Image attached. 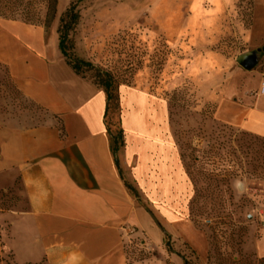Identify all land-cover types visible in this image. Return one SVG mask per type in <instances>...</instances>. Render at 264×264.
<instances>
[{
  "label": "rangeland",
  "instance_id": "1",
  "mask_svg": "<svg viewBox=\"0 0 264 264\" xmlns=\"http://www.w3.org/2000/svg\"><path fill=\"white\" fill-rule=\"evenodd\" d=\"M60 2L47 33L58 32L76 4L68 61L90 63L94 69L84 68L83 75L91 81L100 69L114 74L121 88L147 92L164 110L165 139L180 159L187 190L165 205L176 208L178 224L165 231L160 246L136 231L128 244L133 258L148 264H264L256 252L264 230V139L218 118L222 102L233 103L243 81L232 74L238 57L264 47V0H68L62 9ZM0 16L45 23L37 0H0ZM256 70L264 71V57ZM107 122L119 141V159L122 107L112 106ZM46 123L61 126L0 64V126ZM122 175L132 195L156 215L130 172ZM22 192L18 178L0 188V215L24 203ZM2 239L0 225V264H14Z\"/></svg>",
  "mask_w": 264,
  "mask_h": 264
},
{
  "label": "crops",
  "instance_id": "2",
  "mask_svg": "<svg viewBox=\"0 0 264 264\" xmlns=\"http://www.w3.org/2000/svg\"><path fill=\"white\" fill-rule=\"evenodd\" d=\"M263 55L264 47L238 57L232 74L243 81L234 102H222L218 111L224 123L262 139L264 74L256 68ZM0 64L61 125L0 126V188L18 178L25 200L0 215L5 253L14 264H148L133 258L126 228L162 245L179 219L166 202L187 190L179 156L160 123L164 110L143 90L120 89L126 146L118 166L105 120L106 94L68 65L57 30L47 33L0 16ZM150 117L151 125L128 126L133 118ZM123 169L156 215L132 195ZM256 252L264 260V230Z\"/></svg>",
  "mask_w": 264,
  "mask_h": 264
},
{
  "label": "trees",
  "instance_id": "3",
  "mask_svg": "<svg viewBox=\"0 0 264 264\" xmlns=\"http://www.w3.org/2000/svg\"><path fill=\"white\" fill-rule=\"evenodd\" d=\"M79 2L83 0H78ZM37 2L43 3L44 9H45V23L41 26L44 27V29L47 31L49 27L54 23L57 13H58V7H59V0H37ZM76 4H72V7L70 10H68L63 17L61 18L60 28L58 30V33L60 35V49L61 52L68 63V65L72 68V70L79 76L83 77L84 79L90 81L93 85H95L100 90L104 91L107 97V109L105 114V120L107 124L108 134L110 137V143H111V150L114 156L116 157V163L118 166H120V161L117 157V152L119 151V141L118 138H116L111 131V128L107 122L108 114L110 110L112 109V106L114 109H120L121 107V94H120V88L123 85L119 79L116 78V76L112 73L102 71L100 69H96V81H91L90 79L86 78L83 75L84 68L87 69H94L93 66L90 63L84 62V61H77L75 64H72L70 61H68V55L66 52V42L69 35V32L72 30V27L76 24L78 20V13H75L76 11ZM3 17V16H1ZM6 19H10L7 17H3ZM69 18L67 21L66 19ZM16 20V19H11ZM33 21V20H32ZM29 25H35L34 22L30 24L29 22H23ZM264 74V71L261 72ZM124 132V131H123ZM123 136V143L122 147H125V138L124 133H122ZM130 189V188H128Z\"/></svg>",
  "mask_w": 264,
  "mask_h": 264
},
{
  "label": "bare ground",
  "instance_id": "4",
  "mask_svg": "<svg viewBox=\"0 0 264 264\" xmlns=\"http://www.w3.org/2000/svg\"><path fill=\"white\" fill-rule=\"evenodd\" d=\"M67 3V0H61V2H60V9H62V7L65 5ZM21 23H23V22H21ZM20 27H22V25L20 24ZM149 120V121H148ZM151 117L149 118V119H146V120H141V119H139V118H133V119H131L130 121H129V123H128V126L130 127V128H137V127H140V128H142L143 126L144 127H146L147 125H151L152 124V122H151ZM163 122V124L165 125V114H163V118H161V120H160V123H162Z\"/></svg>",
  "mask_w": 264,
  "mask_h": 264
},
{
  "label": "built area",
  "instance_id": "5",
  "mask_svg": "<svg viewBox=\"0 0 264 264\" xmlns=\"http://www.w3.org/2000/svg\"><path fill=\"white\" fill-rule=\"evenodd\" d=\"M262 92H264V88L262 89ZM126 233H127V236L129 237L130 239V242H131V237H133V234L137 233L136 230L134 228H126Z\"/></svg>",
  "mask_w": 264,
  "mask_h": 264
},
{
  "label": "water",
  "instance_id": "6",
  "mask_svg": "<svg viewBox=\"0 0 264 264\" xmlns=\"http://www.w3.org/2000/svg\"><path fill=\"white\" fill-rule=\"evenodd\" d=\"M238 61H239V63H242V57H241V58H239V60H238Z\"/></svg>",
  "mask_w": 264,
  "mask_h": 264
}]
</instances>
